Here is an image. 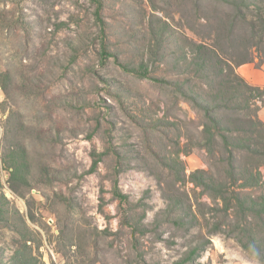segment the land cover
I'll list each match as a JSON object with an SVG mask.
<instances>
[{"label":"rangeland","instance_id":"1","mask_svg":"<svg viewBox=\"0 0 264 264\" xmlns=\"http://www.w3.org/2000/svg\"><path fill=\"white\" fill-rule=\"evenodd\" d=\"M197 43L233 72L197 70ZM249 60L264 62V0H0V262L25 240L37 264H173L196 245L188 264H264L233 230L249 223L264 245V220L235 207L264 196V102L215 110L255 150L217 134L208 151L179 90L243 104ZM18 161L26 178L11 176ZM196 169L230 199L190 181Z\"/></svg>","mask_w":264,"mask_h":264},{"label":"trees","instance_id":"2","mask_svg":"<svg viewBox=\"0 0 264 264\" xmlns=\"http://www.w3.org/2000/svg\"><path fill=\"white\" fill-rule=\"evenodd\" d=\"M193 45L196 51L198 52V54L195 53V55L192 57V63L195 64L197 70L204 71L208 66H215L218 68V72L216 73V75L222 76L224 73L223 72L224 68L220 63H223L229 69H231L230 70L231 72H233L230 63L224 61V59H222L214 50L206 47L202 43H197ZM246 62H251V61L249 60V61L240 62L236 64V66H239L240 64ZM236 77L239 79L241 86H244L243 92L245 91L248 92V95L244 94L243 104H239L237 102L235 104L234 102H232L233 98L238 96V93H232V95L229 96V99H226L224 101L219 100L217 102H213L203 99L200 96V94L195 93L192 90L188 91L184 89L183 85H180L179 87L182 97L185 100H188L190 103H192L195 107H197V109L202 112V115L205 118L202 125L203 128L201 130V135L204 140L203 145L205 146V148H207L208 151L212 150L213 140L215 141V137L217 134L222 137L223 143L225 145L230 146V144H232L231 146L239 147L248 151L255 150L250 146L249 143L244 142V139L243 142L241 143H231L232 141L230 142V138L227 137V135H225L222 132V130H229L228 125H223L221 118L215 113V110L218 107H229L232 109L233 108L241 109L242 107H248L250 98H254L258 100V102L259 101H261L262 103L264 102V99H261V97L263 98L264 96V87L250 85L244 78L239 76L237 73H236ZM225 82L226 83L228 82V85L230 86L227 78L225 79ZM262 106L256 105L255 114H254L256 120L254 119L253 125L258 123V125H261L264 130V122L258 117V113H257ZM246 139L249 140L251 139V137L250 138L246 137ZM227 151L229 153V156H232V151L228 147H227ZM25 166L26 165L24 164V161L21 162L18 161L17 163L14 162L11 165L12 168L11 176H19L21 174L20 175L21 178H26ZM169 166L171 167V165ZM51 178H55V177L53 176ZM249 179L250 180L252 179V175L249 176ZM190 181H192L195 185L200 186L203 190L213 194L214 197L220 196L224 201L230 199L229 196L225 195V193H227L225 184L223 182H216L215 180H213L212 177L210 175H207L203 169L194 170L190 174ZM58 195L61 201L63 202L66 201L67 202L66 205H68L69 207L71 206V203L69 202L68 198H66L65 196L64 198H62V195L60 194ZM116 195L122 196L120 193L117 192ZM235 207L239 208L238 210L240 214L246 215V213H250L251 215L262 218L264 220L263 217L264 196L258 199H254L253 197L250 196L245 197L241 200H238V203L235 205ZM179 208L180 206L178 199L173 198L172 202L168 203L164 212L167 218H170L172 222L177 224L182 222V216L173 215V212L175 210H178ZM143 214L144 211L141 214L137 212L136 213L134 212L132 214H127L128 219L126 222L132 223V226H137L139 225L140 219L143 216ZM233 230H238L239 232L242 231L245 238L244 243H241L242 247L247 248L248 246H250L251 248L258 250L261 253L260 260L264 261V245H262L258 241L249 223L241 227L240 222H238L234 225ZM239 238L242 240L241 236ZM197 247H198L197 245L190 247L189 250H187L185 254L182 257H180L178 260L174 261L173 264H188L193 262L195 255L198 254ZM26 248H27V244L25 243V240H23V242H21V245L18 246L11 255L10 264H37L36 259L31 255L30 252H27ZM0 264L2 263L0 262Z\"/></svg>","mask_w":264,"mask_h":264},{"label":"crops","instance_id":"3","mask_svg":"<svg viewBox=\"0 0 264 264\" xmlns=\"http://www.w3.org/2000/svg\"><path fill=\"white\" fill-rule=\"evenodd\" d=\"M237 72L250 85L264 87V62L257 65L255 62H246L237 66ZM259 117L264 122V105L259 110Z\"/></svg>","mask_w":264,"mask_h":264}]
</instances>
